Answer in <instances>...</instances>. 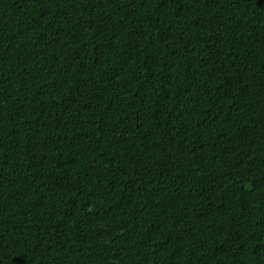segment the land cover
I'll list each match as a JSON object with an SVG mask.
<instances>
[{"label":"trees","instance_id":"trees-1","mask_svg":"<svg viewBox=\"0 0 264 264\" xmlns=\"http://www.w3.org/2000/svg\"><path fill=\"white\" fill-rule=\"evenodd\" d=\"M0 264H264V0H0Z\"/></svg>","mask_w":264,"mask_h":264}]
</instances>
